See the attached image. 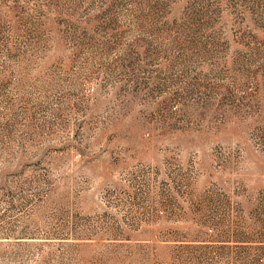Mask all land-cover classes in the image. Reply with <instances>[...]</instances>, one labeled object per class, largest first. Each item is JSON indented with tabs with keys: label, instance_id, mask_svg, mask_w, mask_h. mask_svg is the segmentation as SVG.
<instances>
[{
	"label": "rangeland",
	"instance_id": "1",
	"mask_svg": "<svg viewBox=\"0 0 264 264\" xmlns=\"http://www.w3.org/2000/svg\"><path fill=\"white\" fill-rule=\"evenodd\" d=\"M0 264H264V0H0Z\"/></svg>",
	"mask_w": 264,
	"mask_h": 264
}]
</instances>
